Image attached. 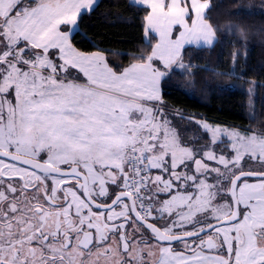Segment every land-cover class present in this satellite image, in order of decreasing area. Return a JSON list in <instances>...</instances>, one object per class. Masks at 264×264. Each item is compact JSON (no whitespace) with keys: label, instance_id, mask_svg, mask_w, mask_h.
Masks as SVG:
<instances>
[{"label":"snow or ice","instance_id":"1","mask_svg":"<svg viewBox=\"0 0 264 264\" xmlns=\"http://www.w3.org/2000/svg\"><path fill=\"white\" fill-rule=\"evenodd\" d=\"M136 2L158 39L114 68L73 42L98 0H0V264H264V131L194 148L163 107L209 0Z\"/></svg>","mask_w":264,"mask_h":264},{"label":"trees","instance_id":"2","mask_svg":"<svg viewBox=\"0 0 264 264\" xmlns=\"http://www.w3.org/2000/svg\"><path fill=\"white\" fill-rule=\"evenodd\" d=\"M209 3L206 19L216 42L184 48L183 61L193 67L183 75L175 70L162 81L163 106L183 122L196 117L264 131V0ZM145 15L132 0H99L83 16L73 42L82 51H104L114 68L127 67L150 51L149 40L154 44L158 39L151 34L146 41Z\"/></svg>","mask_w":264,"mask_h":264},{"label":"rangeland","instance_id":"3","mask_svg":"<svg viewBox=\"0 0 264 264\" xmlns=\"http://www.w3.org/2000/svg\"><path fill=\"white\" fill-rule=\"evenodd\" d=\"M164 111L169 115V119L172 120L173 127H175L178 133L180 134L181 141L183 143H186L188 146H192L196 148L199 147L202 143L206 142L205 133L202 129V124L207 121H203V119H198L196 117H193V118H189L188 121L183 122L182 116H180L179 114H175L167 111L166 107H164ZM207 123L213 126H220L221 128L224 129H229V130L234 129L241 132L245 131V129L233 127L229 125L217 124L211 122H207Z\"/></svg>","mask_w":264,"mask_h":264},{"label":"crops","instance_id":"4","mask_svg":"<svg viewBox=\"0 0 264 264\" xmlns=\"http://www.w3.org/2000/svg\"><path fill=\"white\" fill-rule=\"evenodd\" d=\"M132 1H133V3H135V4L138 5V3L136 2V0H132ZM98 2H99V0H98ZM207 10H208V9H207ZM207 10H206V14H207ZM151 34L155 35L154 33H149L147 37L145 36L146 41L149 40V37H150ZM155 36H156V35H155ZM156 37H157V36H156ZM174 37H175V33H174ZM157 38H158V37H157ZM215 42H216V36H215ZM215 42H214L211 46H206V45H201V46H196V45H185L184 48L189 47V46H195V47H212V46L215 44ZM183 50H184V49H183ZM161 90H162V88H161ZM203 121L211 122V121H208L207 119H203ZM211 123H213V122H211Z\"/></svg>","mask_w":264,"mask_h":264}]
</instances>
